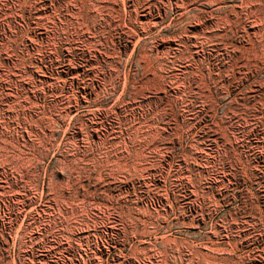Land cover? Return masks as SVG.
Here are the masks:
<instances>
[{
	"label": "rangeland",
	"instance_id": "rangeland-1",
	"mask_svg": "<svg viewBox=\"0 0 264 264\" xmlns=\"http://www.w3.org/2000/svg\"><path fill=\"white\" fill-rule=\"evenodd\" d=\"M0 264H264V0H0Z\"/></svg>",
	"mask_w": 264,
	"mask_h": 264
}]
</instances>
